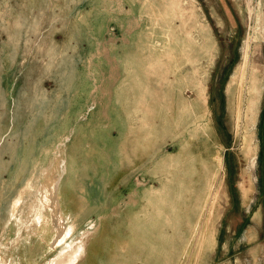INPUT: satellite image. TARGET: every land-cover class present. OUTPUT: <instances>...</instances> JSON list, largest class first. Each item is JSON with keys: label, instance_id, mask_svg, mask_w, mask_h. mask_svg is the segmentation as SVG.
<instances>
[{"label": "rangeland", "instance_id": "1", "mask_svg": "<svg viewBox=\"0 0 264 264\" xmlns=\"http://www.w3.org/2000/svg\"><path fill=\"white\" fill-rule=\"evenodd\" d=\"M263 28L264 0H0L4 195L50 138L76 223L27 195L0 264H264Z\"/></svg>", "mask_w": 264, "mask_h": 264}, {"label": "crops", "instance_id": "2", "mask_svg": "<svg viewBox=\"0 0 264 264\" xmlns=\"http://www.w3.org/2000/svg\"><path fill=\"white\" fill-rule=\"evenodd\" d=\"M22 139V138H21ZM5 141V144H4ZM52 140H50V138H48L46 144H41V146L38 149V153H37V149L35 150V153L31 154L30 158V168H29V177L25 180H21L20 182V187L18 190L17 195L10 200L8 194H6V196L4 195V181H5V193H8V181L4 180L3 178H1V188H0V220L2 221L0 223V225H2V229L1 231L4 230L5 228H8L10 226V220L14 219L17 216V212L20 209V207H22L23 205V200L25 199V197L27 196V198H30V195H32L33 193H37L40 192V197L42 196V194H44L45 192L47 194H49L50 196V205L51 208L48 207H42L41 209V215H40V219H37L36 212H37V203L40 206V202L36 201L35 204H33V208H34V217L32 218L33 224L37 226V220L38 222L42 221V217L45 216V212H47L48 214H50V216L54 215V209L55 211L58 213L59 217L62 218V220L64 221L66 227L68 228L69 225H72L73 227V231L75 230L74 227L76 225L75 220L73 219V212L68 209V206L65 205V203L63 202V195H62V191H60L61 188V183L57 181H53L52 179L49 180V174H50V170H48L46 173L44 172V170L42 169L41 171H37V167L39 166V161L43 158H45V156H43L42 150L45 151V155L48 154L50 152V150L52 149L53 146V153L56 154L58 156V151H59V145L56 143L54 145V143L51 142ZM22 144H21V153H22V157L20 154H18V163H19V169L21 168H25L24 164H25V140H21ZM7 143H8V139L3 140L2 142V147L0 150V156L2 157V160L6 159V157L9 155L7 154ZM20 148V146H19ZM57 150V151H56ZM6 154L7 156L4 158L3 155ZM7 157V158H8ZM1 160V158H0ZM3 164V163H2ZM1 165V164H0ZM52 168L54 167V164L52 165ZM40 172V173H39ZM37 173L40 174L38 177L41 178L40 181L43 180V184L37 185ZM3 175V174H2ZM144 185H137V187L135 188V190L133 191V193H135V195H137L138 191H140L142 189ZM62 192V193H61ZM132 192V191H131ZM17 197H20V204L18 206V209L15 212V216L13 217L12 214V204L14 199H16ZM39 197V198H40ZM39 200V199H38ZM22 214V213H20ZM31 221V222H32ZM48 223V217H46L45 220ZM72 231V232H73ZM28 238V237H27Z\"/></svg>", "mask_w": 264, "mask_h": 264}, {"label": "bare ground", "instance_id": "3", "mask_svg": "<svg viewBox=\"0 0 264 264\" xmlns=\"http://www.w3.org/2000/svg\"><path fill=\"white\" fill-rule=\"evenodd\" d=\"M264 29V28H263ZM248 38V37H247ZM246 38V39H247ZM245 43H246V41H245ZM246 45V44H245ZM244 59H246V56L244 55ZM241 69H242V67H241ZM241 72H243V71H241ZM243 76V75H242ZM242 79V78H241ZM241 81V80H240ZM237 119H238V117H237ZM216 157H217V155H216ZM221 160V159H220ZM211 198V197H210ZM20 197H17L16 199H14V201H13V204H12V216L14 217L15 216V209H16V207L20 204ZM212 211V210H211ZM73 226L72 225H69V227L67 228V230L64 232V235H62L63 237H65V236H67L72 230H73V228H72ZM72 251V250H71ZM73 251H74V249H73ZM72 251V255L70 254L69 256H71L72 258H74V257H76L77 256V254H75L76 252H73ZM58 263H60V261H58Z\"/></svg>", "mask_w": 264, "mask_h": 264}]
</instances>
